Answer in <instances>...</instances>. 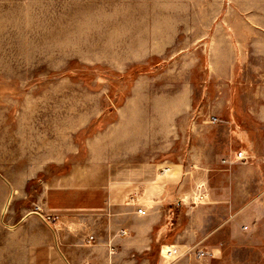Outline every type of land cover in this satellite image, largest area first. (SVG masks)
<instances>
[{"label":"rangeland","instance_id":"rangeland-1","mask_svg":"<svg viewBox=\"0 0 264 264\" xmlns=\"http://www.w3.org/2000/svg\"><path fill=\"white\" fill-rule=\"evenodd\" d=\"M212 156L225 169L209 173ZM251 156H264V0H0V201L5 185L7 213L22 196L29 214L3 216L1 233H51L48 213H127L114 180L158 160L172 169L168 239L211 233L223 247L207 264H264V161ZM67 180L95 187L46 192ZM31 243L0 264H30Z\"/></svg>","mask_w":264,"mask_h":264},{"label":"crops","instance_id":"crops-1","mask_svg":"<svg viewBox=\"0 0 264 264\" xmlns=\"http://www.w3.org/2000/svg\"><path fill=\"white\" fill-rule=\"evenodd\" d=\"M249 135L247 138L245 134L247 143L251 142ZM252 157L254 161L258 162L254 163L255 167L261 168L264 156ZM221 158L222 156H212L208 161H204L209 173L225 169L224 164H221ZM189 160L191 163L187 167L188 169L194 164L197 157L190 156ZM250 162L252 163L250 160L241 162L240 165L247 166ZM162 165H166L164 161H149L142 166L141 171L134 172L132 178L126 181L114 180L115 186L123 184L124 187H127L129 193V201L125 204L127 213H123L117 206L112 205L105 207L102 212L82 218L70 215V213L64 214L62 221L57 224L59 226L56 228L41 220V223L48 227L51 233L32 234L27 237L17 233L0 232V257L11 256L12 251L20 252V245H16V241L28 239L32 241L31 251L35 252L30 258V264H207L210 261H218L223 243H214L211 233L201 235L200 239H190L188 242L181 235H174L173 238L168 239L170 237L163 230L166 225L163 218L167 207L170 206L168 207L170 210L173 207V200L168 198L171 197V185L164 179L172 169L169 168L164 173H160L159 167ZM174 165L176 168L173 170H179L176 176L182 177L181 163L178 161ZM187 168L186 173L191 175L192 169L187 170ZM70 183L71 180H67L66 184L48 188L46 192L70 189L83 190L88 187H95V183L91 181L79 185ZM2 189L4 198L2 202L0 201V220L3 216L5 218L8 216L14 221L28 219L29 214L23 213L25 209L20 207V201L23 200L22 196H16L9 213H7L9 208L7 205L10 204V198L16 193V190L11 189L12 195L6 204L8 195L5 185L2 186ZM139 189H144L149 195L142 197V199L137 198L134 194L138 193ZM179 192L181 193V190ZM140 207L147 211L145 215L138 212ZM4 227L0 226V229H4ZM90 235L95 237V242L87 243V238ZM166 244H176L183 248L187 246L206 248L212 254L201 260H197L193 255H187L175 262H169L164 260L165 258L161 253L162 247ZM13 255L15 256V253ZM13 264H21V260L14 261Z\"/></svg>","mask_w":264,"mask_h":264},{"label":"built area","instance_id":"built-area-1","mask_svg":"<svg viewBox=\"0 0 264 264\" xmlns=\"http://www.w3.org/2000/svg\"><path fill=\"white\" fill-rule=\"evenodd\" d=\"M217 117H213V121H217ZM237 159H246L247 156L243 150L239 151L236 155ZM228 159L225 158L223 162H227ZM138 212L140 214H146V210L142 207L138 208ZM42 220L46 222L50 226H54L53 223H56V225L59 222L60 216L55 213H48L45 215H41ZM247 228V226H245ZM95 242V237L93 235H90L87 238V243ZM166 245L162 247L161 253L162 256L166 259H170L172 262H175L179 258L187 255H193L197 260L205 259L209 256H211L212 252L209 251L206 248H197L195 246H187L183 248L182 246L176 245V244H170L167 248H165Z\"/></svg>","mask_w":264,"mask_h":264},{"label":"bare ground","instance_id":"bare-ground-1","mask_svg":"<svg viewBox=\"0 0 264 264\" xmlns=\"http://www.w3.org/2000/svg\"><path fill=\"white\" fill-rule=\"evenodd\" d=\"M169 245H166L165 248H167ZM167 261H171L169 258L167 259Z\"/></svg>","mask_w":264,"mask_h":264}]
</instances>
